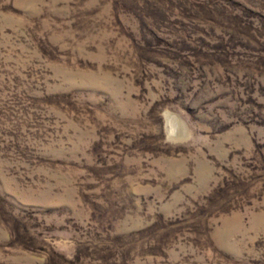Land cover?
Masks as SVG:
<instances>
[{
	"label": "rangeland",
	"instance_id": "374dc122",
	"mask_svg": "<svg viewBox=\"0 0 264 264\" xmlns=\"http://www.w3.org/2000/svg\"><path fill=\"white\" fill-rule=\"evenodd\" d=\"M0 264H264V0H0Z\"/></svg>",
	"mask_w": 264,
	"mask_h": 264
}]
</instances>
